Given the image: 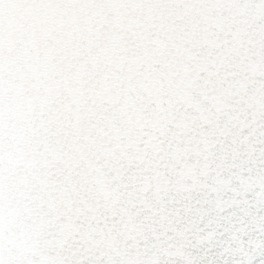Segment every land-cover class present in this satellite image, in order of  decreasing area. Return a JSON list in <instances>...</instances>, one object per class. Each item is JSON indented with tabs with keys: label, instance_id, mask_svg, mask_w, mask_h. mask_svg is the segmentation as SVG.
<instances>
[{
	"label": "snow or ice",
	"instance_id": "obj_1",
	"mask_svg": "<svg viewBox=\"0 0 264 264\" xmlns=\"http://www.w3.org/2000/svg\"><path fill=\"white\" fill-rule=\"evenodd\" d=\"M0 264H264V0H0Z\"/></svg>",
	"mask_w": 264,
	"mask_h": 264
}]
</instances>
